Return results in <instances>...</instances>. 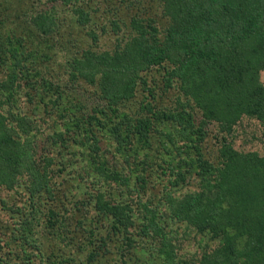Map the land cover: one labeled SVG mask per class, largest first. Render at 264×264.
<instances>
[{"label": "trees", "instance_id": "1", "mask_svg": "<svg viewBox=\"0 0 264 264\" xmlns=\"http://www.w3.org/2000/svg\"><path fill=\"white\" fill-rule=\"evenodd\" d=\"M152 1L50 0L14 13L24 33L0 9V190L20 188L30 213L0 198L27 255L7 262L0 238V264H57L45 235L76 264H264V156L224 135L264 124V0ZM107 28L112 50L85 46ZM57 53L62 84L40 71Z\"/></svg>", "mask_w": 264, "mask_h": 264}, {"label": "rangeland", "instance_id": "2", "mask_svg": "<svg viewBox=\"0 0 264 264\" xmlns=\"http://www.w3.org/2000/svg\"><path fill=\"white\" fill-rule=\"evenodd\" d=\"M0 9L1 10H7V12H9L10 17L7 21V28L8 30H13L15 32H22L24 33V31H22V26L25 25L23 22V25L21 26V24L19 23L17 16H14V13L17 12H21V10L24 9V14L28 15L27 12H35L34 9H39V8H45V5H47L48 3H50V0H43L42 2H35V4L33 5V8L29 3H22L18 0H0ZM30 1V0H28ZM27 2V1H26ZM150 4H153L152 0H149ZM148 2V4H149ZM141 3V2H140ZM24 4V5H23ZM28 6V7H27ZM141 6V4H140ZM142 8H145L142 4L141 6ZM133 10V8H132ZM143 15V14H142ZM65 16V20L64 22L62 21L63 27L65 28V30L60 29V31L62 30L63 32V37H61L62 39L66 40L68 35H71L73 37L76 38V34L78 35L79 31H77L76 29H74L72 27V25L69 24V20H68V16ZM22 23V22H21ZM7 28H4L3 31L4 32H8ZM108 32L106 33H102L100 30L98 31L100 36L97 39V43H94L93 40L91 39H85V46L91 45V48L97 49V50H112L113 47V40H115L114 38H116V35L114 34V32H112L111 28H107ZM121 33V32H120ZM60 36V35H59ZM58 36V37H59ZM67 46V47H66ZM65 50L68 51L69 48H72L71 51H74L76 48H74V46H70L65 42ZM70 50V49H69ZM65 60L62 56V54L57 53V55H55L49 62L42 64V69H40L41 73L44 74L45 77H50L53 78L55 77V81L58 82L59 84H62V79L64 78V73H65ZM0 73H4V70H0ZM0 79H3V75L0 74ZM260 80L262 81V83L264 84V71H262L260 73ZM83 90L82 88H80L78 91ZM172 92V90H170V93ZM19 107H21V109L27 110L30 107L28 105L29 101L27 99V97H25V95H21L20 99H19ZM195 110H198V108L194 107ZM200 116H195L196 119L199 120L198 123H202L203 122V117L199 118ZM196 120V121H198ZM207 130L211 132V134L213 135L212 137L209 136V141L206 142V148L209 151L210 149L213 150L214 148L217 150V146L218 145V141L220 140V135L217 133V130L215 128V126L212 123H209L207 125ZM214 134H216L215 136H217V138L219 139L218 141L214 139ZM227 142L228 143H232L231 145L239 150V151H257L260 155L264 156V124L260 123L259 121L253 119V118H249L247 116H243L242 119L234 126V130L230 133H224ZM210 159H212L210 157ZM181 184L186 187V188H193L195 185H197V187H201V183H199L198 181L195 180H190V179H186L185 181L180 183V188H181ZM183 190V189H181ZM20 194H18V193ZM22 191L20 188L16 189V188H12V189H1L0 190V198H3L5 201H9L10 205H14L13 208L18 207L19 209V214L21 215V218H25L26 220H28V217L30 215L29 213V207L27 206V204H24V200L25 197L23 198ZM12 196L14 198H12ZM22 197V200L19 199V197ZM20 197V198H21ZM11 201V202H10ZM15 210V209H14ZM17 212V211H16ZM15 216H12L11 211L8 212L4 206H2V203L0 202V238L7 244V246L10 247L11 250H14V257H12V260H8L7 258H5V260L9 263H14L15 261H20L22 258L27 257L26 254H22V250L20 249V243H21V232H19L18 234L16 233V231L14 230V228H18L19 224H15ZM14 227V228H13ZM13 228V233H11V229ZM105 230L101 232V235L104 237L105 234ZM101 236V237H102ZM45 238H42V244H44V242L47 240V242L45 244H49L46 245L47 247L45 248V258L51 260V261H57V264H76L74 263V257H77V255H74L71 253V249H69L70 247H72V245L69 247L68 245H66L64 242H62V240L58 239L57 237L55 239H52L51 241L48 240L50 239L52 236L51 235H45ZM108 239V237L106 238ZM109 242V241H107ZM178 242H182L183 243V247H185L186 249L189 247H192L191 245H189V241H187L184 237L183 234H180L178 236ZM44 244V245H45ZM110 246V244H109ZM111 247V246H110ZM25 248H28L29 250H32L33 248L26 246ZM195 249V248H194ZM6 250V249H5ZM82 254V253H81ZM80 254V255H81ZM147 253H138L139 257H146ZM23 256V257H22ZM87 255L86 253L83 254L81 256V258H86ZM109 257V256H108ZM146 260V258H144ZM109 260H112L109 257ZM40 261V260H39ZM41 262V261H40ZM154 264H159L158 262H154Z\"/></svg>", "mask_w": 264, "mask_h": 264}]
</instances>
